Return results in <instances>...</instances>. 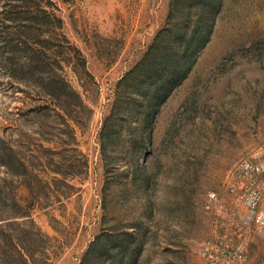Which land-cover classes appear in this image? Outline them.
Here are the masks:
<instances>
[{"label":"rangeland","instance_id":"rangeland-1","mask_svg":"<svg viewBox=\"0 0 264 264\" xmlns=\"http://www.w3.org/2000/svg\"><path fill=\"white\" fill-rule=\"evenodd\" d=\"M31 1L0 0V42L27 41L44 52L89 109L77 128L87 169L67 180L61 199H48L44 189L34 195L33 219L41 232L31 244L36 264H109L98 250L126 233L125 246L135 249L130 264H203L206 242L226 240L216 229L230 234L236 215L248 216L243 198L252 186L264 194V176L241 169L264 147V0H222L209 42L156 118L143 160L150 174L146 193H123L112 183L120 162L109 164L108 151L101 158L98 132L116 83L165 25L169 0ZM37 9L61 22L31 20ZM28 55L19 54V68ZM30 91L0 65V152L10 147L29 157L46 145L32 133L40 124L31 113L38 101ZM15 194L21 206L31 201L26 186ZM10 198V189L0 185V209L11 206ZM244 237L245 264H264V233L253 227Z\"/></svg>","mask_w":264,"mask_h":264},{"label":"trees","instance_id":"trees-1","mask_svg":"<svg viewBox=\"0 0 264 264\" xmlns=\"http://www.w3.org/2000/svg\"><path fill=\"white\" fill-rule=\"evenodd\" d=\"M221 5L222 0H169L165 25L116 83L109 111L100 125L98 143L102 159L108 151L109 164L114 159L120 162L113 171L112 183L119 185L123 193L149 190L150 174L145 171L143 160L153 146L156 118L196 65L211 38ZM34 17L61 22L43 9L35 10L31 20ZM17 42H0V65L11 80L25 84L34 101H38L31 113L40 125L32 133L41 135L46 145L30 150L29 157L10 147L1 148L0 185L10 189L12 198L11 206L4 204L8 211L0 209V264H36L31 244L41 232L33 219L38 201L34 195L38 189H44L48 199L50 195L61 199L65 196L62 189L70 188L67 180L87 169L77 148V128L89 109L82 94L64 75L53 70L44 52H35L27 41ZM22 51L29 54L24 69L15 63ZM81 60L85 69V61ZM57 65L60 67V63ZM22 186L31 194V201L25 206L20 205L15 194ZM128 236L126 233L109 239V249L101 247L97 256L108 255L109 264H130L135 249L131 251L125 246ZM45 260L49 263V258Z\"/></svg>","mask_w":264,"mask_h":264},{"label":"built area","instance_id":"built-area-1","mask_svg":"<svg viewBox=\"0 0 264 264\" xmlns=\"http://www.w3.org/2000/svg\"><path fill=\"white\" fill-rule=\"evenodd\" d=\"M256 161L244 163L241 169L245 174L251 177L258 175L264 176V147L256 153ZM253 189V190H252ZM252 192L243 198V202L249 210L248 216L243 219L242 216L236 215L237 220L233 223V229H230V234H227V228H217V232L226 239L224 243L215 244L207 241L203 246L200 254L204 257L203 264H245L248 258L245 245V237L241 240L243 235H248L249 229L257 227L260 232L264 233V209H260L264 204L263 188L256 183L252 186ZM211 198L214 196L210 195ZM209 208V207H208ZM207 208V209H208ZM239 219L243 220L238 223ZM244 224V229L242 225ZM234 239V243L232 240ZM244 240V241H243Z\"/></svg>","mask_w":264,"mask_h":264}]
</instances>
